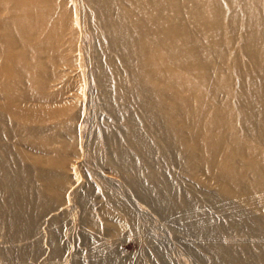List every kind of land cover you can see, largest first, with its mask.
I'll use <instances>...</instances> for the list:
<instances>
[{
    "label": "bare ground",
    "instance_id": "6f19581e",
    "mask_svg": "<svg viewBox=\"0 0 264 264\" xmlns=\"http://www.w3.org/2000/svg\"><path fill=\"white\" fill-rule=\"evenodd\" d=\"M185 257L264 264V0H0V264Z\"/></svg>",
    "mask_w": 264,
    "mask_h": 264
},
{
    "label": "rangeland",
    "instance_id": "374dc122",
    "mask_svg": "<svg viewBox=\"0 0 264 264\" xmlns=\"http://www.w3.org/2000/svg\"><path fill=\"white\" fill-rule=\"evenodd\" d=\"M128 237V236H126ZM125 237V240L124 242H121V250L124 252V253H136L140 248H142V246L140 245H137L136 242H133L131 239V237L129 238H126ZM248 250V248H247ZM252 252L254 253H258L257 250L253 249ZM181 255L185 256L183 254V252H181ZM186 260L188 261V264H192L190 259L188 257H185ZM134 261V260H133ZM133 261L131 260V263H133Z\"/></svg>",
    "mask_w": 264,
    "mask_h": 264
}]
</instances>
